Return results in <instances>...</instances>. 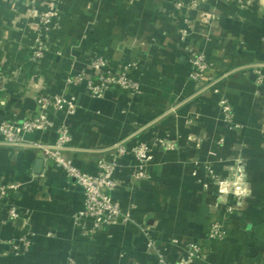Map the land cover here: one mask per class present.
Masks as SVG:
<instances>
[{
    "label": "crops",
    "instance_id": "crops-1",
    "mask_svg": "<svg viewBox=\"0 0 264 264\" xmlns=\"http://www.w3.org/2000/svg\"><path fill=\"white\" fill-rule=\"evenodd\" d=\"M49 8L55 25L35 60L37 16ZM190 48L212 64L205 86L191 79ZM99 54L113 70L135 62L140 93L114 87L94 96L86 81L67 82L75 73L91 76ZM257 68L264 73V0H0V120L35 113L44 91L75 96L66 154L94 172L122 143L115 196L131 216L84 235L72 221L82 189L40 148L0 138V176L21 184L10 200L26 213L0 221V264H67L68 256L76 264H160L149 237L169 261L196 243L206 257L192 264H264V85ZM208 76L216 79L208 83ZM27 138L52 143L56 131ZM140 144L148 147L144 162L132 151ZM139 170L145 176L135 177ZM230 171L246 176L250 192L233 215L210 175ZM213 220L223 223L221 238L208 237ZM21 237L30 245L14 248Z\"/></svg>",
    "mask_w": 264,
    "mask_h": 264
},
{
    "label": "built area",
    "instance_id": "built-area-1",
    "mask_svg": "<svg viewBox=\"0 0 264 264\" xmlns=\"http://www.w3.org/2000/svg\"><path fill=\"white\" fill-rule=\"evenodd\" d=\"M55 0H50L53 2ZM178 5H181L179 3ZM193 6L197 2H192ZM56 11L52 8L41 11L37 18V36L34 49V59H40L46 52L51 31L55 25ZM189 60L192 64L191 79L198 85L205 86L203 82L204 74L211 69L212 64L208 58L200 52L189 49ZM91 76L85 77L83 73H75L67 78L69 83H81L86 81V88L89 94L101 96L110 89L117 87L129 95L134 96L140 93V85L133 73L136 68L135 62H128L118 70L110 67L107 58L101 54L96 55L91 60ZM257 82H261L264 73L261 69L255 70ZM208 83L216 78L208 76ZM218 89H216L217 91ZM37 111L21 119H1L0 120V138L3 143L17 147H37L40 148L45 159L52 162L53 165L62 169L67 177L72 178L74 182L82 189V206L72 215L73 224L76 225L86 236H92L96 232L105 230L113 225L126 224L131 222L129 212L124 211L120 201L115 196L119 187V180L115 177V171L118 166V157L127 151V148L120 142L114 144V158L111 160L99 158L96 162L94 172H87L79 168L74 160L66 154V149L71 142V133L68 124V117L72 116L77 110L75 96H66L44 91L37 95ZM220 106L226 122H231L233 117L231 103L223 98L220 100ZM49 129L56 131V138L52 143L29 142L27 135L34 132H43ZM136 158L144 162L148 158V147L140 144L132 148ZM145 176L143 170L135 173V177ZM21 184L4 180L0 176V221L13 222L26 215L25 211L13 203L10 199L12 193L19 190ZM241 207L242 202L235 201L232 206H228L226 211L229 214L234 213ZM224 235L223 223L219 220H213L210 224L208 237L218 239ZM14 248L19 246H29L30 240L21 237L13 242ZM147 249L158 255L160 264H192L196 260L205 259V252L200 244L188 243L177 254L172 261L165 259L159 253V247L152 238L147 239ZM67 264H76L72 256L67 257Z\"/></svg>",
    "mask_w": 264,
    "mask_h": 264
},
{
    "label": "rangeland",
    "instance_id": "rangeland-1",
    "mask_svg": "<svg viewBox=\"0 0 264 264\" xmlns=\"http://www.w3.org/2000/svg\"><path fill=\"white\" fill-rule=\"evenodd\" d=\"M259 86L264 85V78H262L261 82H257ZM261 92H264V88L260 90ZM230 174H226V176H218V174H210L212 175V178H214L215 182L219 185L217 187L216 192H221L220 194L223 195V203L226 205V208L228 206H232V204L236 201H240L244 203L243 201L246 199V196H250V192L248 188L245 187V178L246 176H235L233 171H230ZM233 172V173H232ZM239 209L240 205L238 206Z\"/></svg>",
    "mask_w": 264,
    "mask_h": 264
},
{
    "label": "water",
    "instance_id": "water-1",
    "mask_svg": "<svg viewBox=\"0 0 264 264\" xmlns=\"http://www.w3.org/2000/svg\"><path fill=\"white\" fill-rule=\"evenodd\" d=\"M40 164H41V159L39 158V159H37V161H36V166L38 167ZM36 169H37V168H36Z\"/></svg>",
    "mask_w": 264,
    "mask_h": 264
},
{
    "label": "trees",
    "instance_id": "trees-1",
    "mask_svg": "<svg viewBox=\"0 0 264 264\" xmlns=\"http://www.w3.org/2000/svg\"><path fill=\"white\" fill-rule=\"evenodd\" d=\"M133 75H134V73H133ZM134 77L136 78V76L134 75ZM234 213H232V215H233Z\"/></svg>",
    "mask_w": 264,
    "mask_h": 264
}]
</instances>
